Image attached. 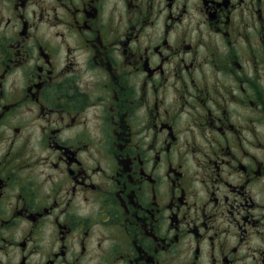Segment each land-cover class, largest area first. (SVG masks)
Here are the masks:
<instances>
[{
	"label": "flooded vegetation",
	"instance_id": "1",
	"mask_svg": "<svg viewBox=\"0 0 264 264\" xmlns=\"http://www.w3.org/2000/svg\"><path fill=\"white\" fill-rule=\"evenodd\" d=\"M0 264H264V0H0Z\"/></svg>",
	"mask_w": 264,
	"mask_h": 264
}]
</instances>
